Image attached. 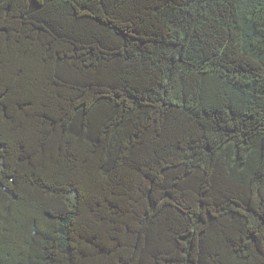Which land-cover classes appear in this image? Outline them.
I'll use <instances>...</instances> for the list:
<instances>
[{
    "label": "trees",
    "instance_id": "1",
    "mask_svg": "<svg viewBox=\"0 0 264 264\" xmlns=\"http://www.w3.org/2000/svg\"><path fill=\"white\" fill-rule=\"evenodd\" d=\"M0 264H264V0H0Z\"/></svg>",
    "mask_w": 264,
    "mask_h": 264
}]
</instances>
